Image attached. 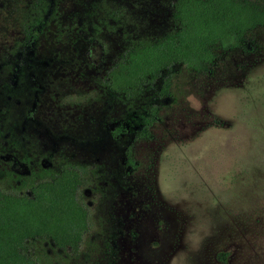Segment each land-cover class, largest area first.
<instances>
[{"label":"rangeland","instance_id":"rangeland-1","mask_svg":"<svg viewBox=\"0 0 264 264\" xmlns=\"http://www.w3.org/2000/svg\"><path fill=\"white\" fill-rule=\"evenodd\" d=\"M35 1L0 0V55L20 36L19 15ZM171 3L55 0L54 14L67 25L89 15L99 20L104 46L92 67L61 50L69 38L52 40L54 60L67 63L49 86V111L44 106L23 136L29 153L49 164L17 184L0 163V190L15 194L62 167L78 172L76 198L89 230L76 253L29 241L34 264H264V33H256L254 52L227 51L207 75L172 67L162 74L167 94L159 92L162 77L129 99L103 83L124 50L170 29ZM150 109L148 139L109 138L105 124L130 116L137 123Z\"/></svg>","mask_w":264,"mask_h":264},{"label":"trees","instance_id":"trees-1","mask_svg":"<svg viewBox=\"0 0 264 264\" xmlns=\"http://www.w3.org/2000/svg\"><path fill=\"white\" fill-rule=\"evenodd\" d=\"M169 18L167 32L118 57L107 73L111 90L133 96L174 66L207 75L227 51L254 52L256 33H264V0H172ZM167 78L161 79V95L167 94ZM153 115L152 109L139 115L134 141L149 138ZM79 184L77 171L63 168L30 185L28 195L0 190V264H34L26 255L31 240L77 252L89 230L87 212L76 198Z\"/></svg>","mask_w":264,"mask_h":264},{"label":"flooded vegetation","instance_id":"flooded-vegetation-1","mask_svg":"<svg viewBox=\"0 0 264 264\" xmlns=\"http://www.w3.org/2000/svg\"><path fill=\"white\" fill-rule=\"evenodd\" d=\"M54 7L55 0H37L31 5L28 15L20 14V36L0 55V119L2 120L0 126V163H3L9 174L16 178L17 184H19L21 177H29L34 174L36 168L49 164L47 160L29 153L31 150L23 146V136L28 130L26 127L33 124L44 106H47L49 111V105L52 106L53 103L49 86L56 77V71H60V68L67 63L63 59L56 58L57 62L54 60L55 51L52 52V50L53 47L56 49L58 47L52 45V40L69 38V45L61 50L69 53L74 59L85 58L84 60L92 67L99 65L103 55L104 45L101 40L102 33L100 32L99 20L96 21L94 16L89 15L83 18L84 21L69 23L70 26L67 25L64 17L54 14ZM53 35L55 38L52 37ZM70 35L71 37H69ZM47 38L49 39V49H47V53H44V50H41L43 41ZM91 54L96 56V59H93ZM113 65L104 73L103 83L110 94L119 95L110 89V82L107 78V73ZM43 70L46 71L45 80L39 76V72ZM87 72L86 68L83 74L85 75ZM41 77L43 76L41 75ZM39 82H44V84L41 86ZM120 96L124 99L132 97ZM10 115L11 118H8ZM131 117L105 124L104 127L106 130L108 129L109 138L113 139L126 135L133 142L135 132L140 125L137 124L138 122H132L133 117ZM89 119L91 118L87 117L86 121ZM10 120L13 121V125L9 122ZM101 127L102 123L99 121L96 125L97 130L94 131V143L101 139ZM9 136H11L12 141L8 143L6 137ZM124 156L125 164L130 167L131 162L128 159L127 147L124 150ZM63 168L71 167H62L57 173ZM55 175L40 181L50 180Z\"/></svg>","mask_w":264,"mask_h":264}]
</instances>
